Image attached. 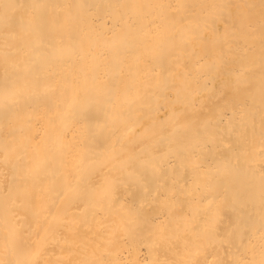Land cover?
<instances>
[{
    "label": "bare ground",
    "instance_id": "6f19581e",
    "mask_svg": "<svg viewBox=\"0 0 264 264\" xmlns=\"http://www.w3.org/2000/svg\"><path fill=\"white\" fill-rule=\"evenodd\" d=\"M0 264H264V0H0Z\"/></svg>",
    "mask_w": 264,
    "mask_h": 264
}]
</instances>
